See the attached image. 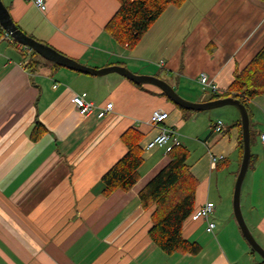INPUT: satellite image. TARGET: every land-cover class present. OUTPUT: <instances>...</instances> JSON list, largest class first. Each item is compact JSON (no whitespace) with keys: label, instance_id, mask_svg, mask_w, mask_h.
I'll list each match as a JSON object with an SVG mask.
<instances>
[{"label":"crops","instance_id":"obj_1","mask_svg":"<svg viewBox=\"0 0 264 264\" xmlns=\"http://www.w3.org/2000/svg\"><path fill=\"white\" fill-rule=\"evenodd\" d=\"M1 1L21 30L62 54L94 68L120 64L158 76L192 101L213 94L198 83L201 73L222 92L264 45V0H187L168 7L133 49L104 31L118 0H45V11L29 0ZM75 94L98 108L112 102V111L85 116L72 102ZM155 109L169 113L164 125L184 133L189 123L203 120L198 136L210 147L190 163L198 181L195 205L212 201L215 210L208 220L183 224V236L200 246L196 254L167 255L148 235L152 207L142 206L139 191L167 163L168 145L143 149L132 188L103 192L102 175L127 150L121 135L136 127L145 134L144 146L157 133L149 123ZM248 109L243 217L264 247V95L249 100ZM204 113L183 112L154 85L138 86L117 73L75 71L0 39V264H264L233 215L242 158L239 112ZM37 121L46 130L33 139ZM208 221L215 223L212 231Z\"/></svg>","mask_w":264,"mask_h":264},{"label":"trees","instance_id":"obj_2","mask_svg":"<svg viewBox=\"0 0 264 264\" xmlns=\"http://www.w3.org/2000/svg\"><path fill=\"white\" fill-rule=\"evenodd\" d=\"M186 1L118 0L119 8L104 26V31L121 46L133 49L168 7H179ZM3 32L0 26V36ZM11 42L16 44L15 40ZM30 51L32 55H39L32 49ZM135 84L142 86L139 83ZM162 94L165 95L163 92ZM259 95H264V45L241 71L234 74L228 88L222 92L213 93L209 100L233 97L240 100L248 109V101ZM176 106L183 112L191 111ZM248 113L250 115L249 109ZM236 125L240 131L239 146L242 156L240 120ZM45 130L44 125L37 121L31 130V137L36 139ZM144 138L145 134L136 127L127 129L121 135L127 150L102 175L105 195L115 190L127 191L139 180ZM189 156L190 150L186 145L182 143L173 145L167 151V163L139 191L142 206L152 207L148 235L152 242L167 255L196 254L200 251L197 243L190 242L182 234L185 220L191 218L197 209L195 198L198 181L191 172Z\"/></svg>","mask_w":264,"mask_h":264},{"label":"water","instance_id":"obj_3","mask_svg":"<svg viewBox=\"0 0 264 264\" xmlns=\"http://www.w3.org/2000/svg\"><path fill=\"white\" fill-rule=\"evenodd\" d=\"M0 26L4 31L9 33L10 37L18 42L19 44L34 50L43 58L58 64L70 68L75 71L83 72L92 75H105L109 73H117L121 76L127 78L128 80L139 83V84H151L158 87L173 103L176 105L191 111H206L222 107L225 105L234 106L240 115L241 122V134H242V158L239 170L236 175L234 190H233V200L232 207L234 217L238 223L240 231L249 246L257 252L264 260V248L259 244V242L254 238L251 230L247 226L245 219L241 210V187L247 172L249 161H250V118L247 107L238 99L233 97H223L211 100H206L202 102L192 101L181 96L176 89L170 85L166 80L148 74H138L130 70L128 67L120 64H111L101 68H94L87 66L77 60L62 54L53 47L45 44L35 38L27 35L23 30H21L15 22L12 20L7 8L4 6L0 0Z\"/></svg>","mask_w":264,"mask_h":264},{"label":"built area","instance_id":"obj_4","mask_svg":"<svg viewBox=\"0 0 264 264\" xmlns=\"http://www.w3.org/2000/svg\"><path fill=\"white\" fill-rule=\"evenodd\" d=\"M31 1L39 10L45 11L47 8L45 0H29ZM9 39L13 40L9 33L4 31V33L0 36V39ZM197 81L202 87L203 90H209L210 92L216 93L218 92L217 86L212 82V80L208 77L206 73H201L197 77ZM72 102L75 107L85 116L95 113L98 118L105 117L109 112L112 111L113 104L112 102H108L104 107L98 108L92 101L86 100L83 96L79 94H75L72 98ZM169 113L163 109H155L152 111V114L149 119V123L157 128V133L148 139L143 149L146 151L152 150L156 147H161L168 145V149H170L173 145L179 144V134L173 127H167L164 125L165 121L168 119ZM222 128V122L218 121L215 124V130L219 131ZM260 140L264 144V132L260 133ZM223 158L222 155L213 157L212 160L216 161L218 159ZM215 210V204L212 201H206L194 211L191 215L193 219H205L208 220L210 215ZM215 227V223L208 221L207 222V230L212 231Z\"/></svg>","mask_w":264,"mask_h":264},{"label":"rangeland","instance_id":"obj_5","mask_svg":"<svg viewBox=\"0 0 264 264\" xmlns=\"http://www.w3.org/2000/svg\"><path fill=\"white\" fill-rule=\"evenodd\" d=\"M227 108L232 109V110H234L235 112L238 113V110L232 105H225V106L218 107V108H215V109H211V110H208V111H187V113L191 114L192 112H194V114H200V116H206L205 114H208V113H204V112H211L212 110H226ZM224 116H226L225 112L222 113L221 119L225 120L226 118ZM202 123H203L202 119L198 120L197 124L189 123V125H187L189 129L186 128L188 131H186L185 133L182 132L181 130L176 129L177 133L180 135V140H181L182 144L186 145V147L190 150V156H189V159H188L189 163H192L193 161H195L199 157H201L202 154H203L202 150H206L207 151V147H210L209 144L205 143L206 142V137L205 136H203V135L202 136H198V133H200L198 131H201V129H202V127H200ZM196 131H197V134H196ZM208 132H210V128H209ZM168 150H170V149H168ZM247 183H248V180L246 179L245 183L243 184V189L241 191V198H242L241 199V210L243 209L242 212H244L243 216H245V217L247 215V212H246L247 205H246V202H245V194H246ZM233 190L234 189L232 188V191ZM233 215H234V213H233ZM235 221H236V219H235ZM236 223H237V221H236ZM249 225L251 226V224H249ZM237 226H238V223H237ZM238 228H239V226H238ZM239 230H240V228H239ZM252 234H253V232H252ZM253 236H254V234H253ZM245 242H246V244H248L247 241H245ZM248 246H249V244H248ZM250 249H251V247H250ZM251 252H253L254 256H256V259H258V262L259 261H260V263H261V261L263 262V258L257 252L253 251L252 249H251Z\"/></svg>","mask_w":264,"mask_h":264}]
</instances>
